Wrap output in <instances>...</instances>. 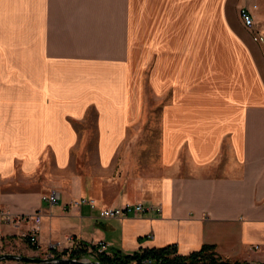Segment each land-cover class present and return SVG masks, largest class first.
Here are the masks:
<instances>
[{"label":"crops","instance_id":"obj_1","mask_svg":"<svg viewBox=\"0 0 264 264\" xmlns=\"http://www.w3.org/2000/svg\"><path fill=\"white\" fill-rule=\"evenodd\" d=\"M239 7L264 26V0ZM141 23L186 40L178 61L169 60L173 42L165 43L148 75L161 119L150 129L158 141L149 143L131 137L145 131L135 126L144 100L130 59ZM223 24L221 0H0V210L42 219L37 250L23 237L29 225L0 220V255L47 259L76 243L103 242L107 254L175 245L185 256L210 245L223 260L264 264V79ZM206 25L245 50L251 80L239 94L207 96L190 84L191 39H204ZM82 150L86 167L107 168L105 178L79 169ZM132 151L165 176L120 178L116 168ZM51 192L56 204L41 200ZM81 199L96 209L73 206ZM126 202L162 212L99 218L98 209Z\"/></svg>","mask_w":264,"mask_h":264},{"label":"rangeland","instance_id":"obj_2","mask_svg":"<svg viewBox=\"0 0 264 264\" xmlns=\"http://www.w3.org/2000/svg\"><path fill=\"white\" fill-rule=\"evenodd\" d=\"M245 0H221V8L223 17L225 19V26L235 37L239 38V44L242 48H246L247 53L253 58L255 68L259 71L262 79H264V43L257 44L253 41L251 42L249 37L246 34V29H244L239 20L241 10H239V4L244 2ZM247 1V0H246ZM239 11V17H238ZM247 11V10H246ZM241 19V18H240ZM255 22V21H254ZM181 25H178L175 30H179ZM264 27V26H262ZM262 27L256 26L255 30L261 29ZM206 29V37L204 39H191V51H190V62L187 68L189 69V79L191 86H197L200 84V93H204L205 95H215L220 98L229 97L233 95L235 92L240 93L241 90L245 89V84L251 80L249 78L248 72H246V60L247 56L245 50H241L238 48L237 50L232 48L230 44V39L221 31L219 32V28L216 27V31L214 33L210 32V27L205 26ZM249 30V29H247ZM212 31V29H211ZM253 33V32H252ZM165 34L158 32L157 34L153 31V24L149 23H141L137 25L134 30L132 41H131V72L133 76V71L136 76L137 88H141V92L143 95V113L139 123L135 124V126L139 128L145 129L143 133L131 134L132 138H135V142H155L156 140L155 134H150L151 128L159 129L161 127V119L160 115L154 110L155 107L159 106L160 103L150 102V88H149V73L154 66L155 59L157 53L165 50V43L173 42L172 51L169 60L178 61L175 59V55H179L178 52L181 49L182 43L186 40H182L180 37L174 38H166ZM252 39V36H251ZM236 50V52H235ZM141 68V70H140ZM136 82L131 83V87L136 86ZM93 126V119L87 118L83 122L84 128H91ZM85 150L78 151V164L79 169L92 170L94 172V176L96 178L101 179L105 178V175L109 172L107 168L97 167L93 165L92 168L85 166L86 154ZM123 153V152H122ZM130 155V159L125 161V165L122 168H116L115 173L119 172V177L123 178L120 174L127 175L126 177L137 178L144 177L149 178V174L157 175V178H163L165 176V170L160 165H155V161L150 160L147 157L145 160H137L136 161V152H126V155ZM90 154H95V152H90ZM133 154V156H132ZM132 156V157H131ZM89 157V155H87ZM93 161V159L91 160ZM141 164L145 167H139L137 164ZM123 163V161H122ZM124 164V163H123ZM160 164V163H159ZM115 174V177H117ZM49 194V193H48ZM46 194V195H48ZM82 200V199H81ZM86 200V199H85ZM80 201V200H79ZM77 202V201H76ZM88 202H92L91 200H87ZM75 202H73L74 204ZM94 204V202H92ZM126 205H140L143 208V212L137 215H132L128 217H143L148 214H156L160 215L162 212L161 206L154 205H145L142 202H126L120 206L114 207H104L98 209L99 212L103 209H117L122 208ZM94 208L96 206L94 204ZM128 217H121L119 219H107V220H120L126 219ZM100 218V217H99ZM101 219V218H100ZM106 220V219H104ZM98 244H103L106 248L103 252L106 253L108 245L106 243L100 242ZM95 244V245H98ZM39 245V244H38ZM88 245V244H87ZM88 245V246H95ZM86 246V250L88 254H92L90 257H82L81 261H93V253L91 248ZM31 248V247H30ZM33 250H37L31 248ZM62 252V251H61ZM58 252V253H61ZM97 252V250L95 251ZM98 253V252H97ZM38 259H44L41 257H36ZM51 259V258H47ZM54 259V257L52 258ZM62 259H68L67 256L62 257ZM230 262V261H229ZM136 264V263H131Z\"/></svg>","mask_w":264,"mask_h":264},{"label":"trees","instance_id":"obj_3","mask_svg":"<svg viewBox=\"0 0 264 264\" xmlns=\"http://www.w3.org/2000/svg\"><path fill=\"white\" fill-rule=\"evenodd\" d=\"M87 244L76 243L73 248L61 253L52 251L55 260L67 256L69 260H80L82 257L91 256L86 250ZM93 261L98 264H142L145 260H150L157 264H246L239 262H229L220 258L215 252V248L210 245H203L198 251L182 256L177 253L175 245L165 246L159 249H143L132 254H124L114 251L111 254L105 252L97 253L94 246L91 247Z\"/></svg>","mask_w":264,"mask_h":264},{"label":"built area","instance_id":"obj_4","mask_svg":"<svg viewBox=\"0 0 264 264\" xmlns=\"http://www.w3.org/2000/svg\"><path fill=\"white\" fill-rule=\"evenodd\" d=\"M240 18L243 25L251 30L252 33V41L257 44L264 43V27L261 29L255 30V22L253 16L246 10H241ZM41 200L46 203L56 204L58 200V193L51 192L48 195L42 196ZM87 204L91 210H94V204L92 202H86L84 200L77 201L73 204L75 207L82 206ZM143 212V208L140 205H126L122 208L117 209H103L99 212V217L101 219H119L121 217H128L132 215H137ZM0 220L2 223L6 225H15L16 223H24L29 225V231L23 235V237L27 240L29 247L37 249L38 248V240L37 235L39 232V227L41 225L42 219L39 214H29L20 216L18 218L14 217L9 211L0 210ZM98 253H102L105 250V246L103 244H98L94 246ZM91 248V246H88ZM53 258V257H49ZM142 264H157L153 263L150 260H145Z\"/></svg>","mask_w":264,"mask_h":264},{"label":"water","instance_id":"obj_5","mask_svg":"<svg viewBox=\"0 0 264 264\" xmlns=\"http://www.w3.org/2000/svg\"><path fill=\"white\" fill-rule=\"evenodd\" d=\"M10 260V261H20L27 263H36V264H98L94 261H81V260H69V259H38V258H27L21 256H15L10 254L0 255V261Z\"/></svg>","mask_w":264,"mask_h":264}]
</instances>
